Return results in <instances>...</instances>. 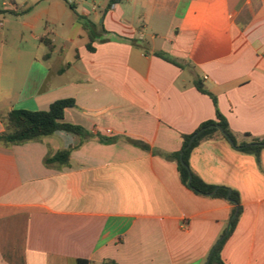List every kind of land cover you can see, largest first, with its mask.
<instances>
[{"label": "crops", "instance_id": "0c3cea01", "mask_svg": "<svg viewBox=\"0 0 264 264\" xmlns=\"http://www.w3.org/2000/svg\"><path fill=\"white\" fill-rule=\"evenodd\" d=\"M107 2L100 30L84 29L58 54L64 63L71 53L66 65L53 74L33 64L28 110L73 98L64 120L89 137L80 144L58 131L0 145V264H205L234 206L194 193L170 158L183 135L216 118L195 83L216 97L239 142L264 140V0ZM64 149L69 165L45 164ZM260 160L220 137L191 153L204 182L240 195L225 264H264V148Z\"/></svg>", "mask_w": 264, "mask_h": 264}, {"label": "rangeland", "instance_id": "374dc122", "mask_svg": "<svg viewBox=\"0 0 264 264\" xmlns=\"http://www.w3.org/2000/svg\"><path fill=\"white\" fill-rule=\"evenodd\" d=\"M105 1L69 0L70 3L75 2L72 9L63 0H0V8L9 10L0 15L1 113H8L12 106L17 109L32 108L31 96L35 90L33 72L38 69L33 64L37 62L41 68H48L53 74L59 67L66 65L71 53L68 52L64 63L58 61V54L63 49L70 51V40L81 42L80 36L84 35V29L94 26L100 30ZM3 2L7 5L4 6ZM27 8L30 11L23 12ZM83 9L90 11L87 19L81 15ZM92 9L96 10L98 18ZM49 17L55 18L57 22ZM43 37H48L56 44V53L52 54L50 60L44 58L49 48L41 41Z\"/></svg>", "mask_w": 264, "mask_h": 264}, {"label": "trees", "instance_id": "16d2710c", "mask_svg": "<svg viewBox=\"0 0 264 264\" xmlns=\"http://www.w3.org/2000/svg\"><path fill=\"white\" fill-rule=\"evenodd\" d=\"M63 1L69 4L72 9H74L73 4L70 3L69 0ZM121 1L122 0H108L106 8L109 9L114 4ZM28 11H30V8L24 10L23 12ZM7 12H9V10L0 8V15H3ZM41 41L48 46L49 52L45 57H49L55 46L52 40L48 37H43ZM195 84L199 91L211 96L216 107V118L215 120L204 122L192 134L183 135L181 150L170 155V158L177 163L181 182L185 186L189 187L194 193L201 196H209L210 193L216 190V193L214 195L215 198H220L228 201L234 206L231 214V219L229 221L230 226L228 235L223 240H220L219 238L216 241L208 256V258H210L209 264H225L224 260L222 259L221 252L226 240L233 233L238 219L242 213L240 195L237 191L232 190L226 186H216L204 182L191 168L190 156L192 151L203 141L210 140L215 137H220L231 143V146L237 151L255 155L256 160L260 166V154L261 150L264 148V140L253 137L251 134L247 133L244 134L245 140L239 142L235 134L231 131L226 118L219 111L216 97L204 88V84L202 81H197ZM75 106L76 102L73 98H65L53 102L48 110L31 111L27 109H12L5 115H0L1 123L4 126V130L0 134V145L4 147H11L12 145H17L29 141H36L50 136L58 131L73 133L79 136L81 139L80 144H82L89 137V133L87 132V130L80 125L68 123L64 120L65 110L67 108H72ZM218 127L223 130L225 135L219 131ZM194 135H196V137L191 147L185 149L190 138ZM229 139L232 142H230ZM137 144L145 149H148V146L144 143L137 142ZM71 150L72 149L60 150L52 156H47L44 162L47 166H67L70 162ZM190 175L192 176V180L190 186H188ZM78 264H90V262L88 260L81 259L78 260Z\"/></svg>", "mask_w": 264, "mask_h": 264}, {"label": "water", "instance_id": "95a60500", "mask_svg": "<svg viewBox=\"0 0 264 264\" xmlns=\"http://www.w3.org/2000/svg\"><path fill=\"white\" fill-rule=\"evenodd\" d=\"M218 129H219V131H220L221 133H223V134L225 135V133L223 132V130H222L220 127H218ZM195 137H196V135H194V136H192V137L190 138V140H189V142H188V145L186 146L185 149H188V148L191 147V145H192V143H193ZM229 140H230V139H229ZM230 142H232V141L230 140ZM181 160H182V157H181ZM191 180H192V176L190 175V176H189V181H188V186H190V184H191ZM215 193H216V190L213 191L212 193H210V195L213 196V195H215ZM229 226H230V224L227 225V228H226V230H225V233L223 234V236H221L220 240H223V239L228 235V233H229ZM209 262H210V258L207 259V261H206L205 264H209Z\"/></svg>", "mask_w": 264, "mask_h": 264}, {"label": "built area", "instance_id": "2783aa9c", "mask_svg": "<svg viewBox=\"0 0 264 264\" xmlns=\"http://www.w3.org/2000/svg\"><path fill=\"white\" fill-rule=\"evenodd\" d=\"M3 5L6 6L7 4L5 2H3ZM263 58H264V55H263Z\"/></svg>", "mask_w": 264, "mask_h": 264}]
</instances>
